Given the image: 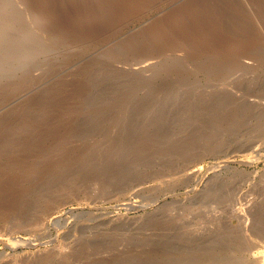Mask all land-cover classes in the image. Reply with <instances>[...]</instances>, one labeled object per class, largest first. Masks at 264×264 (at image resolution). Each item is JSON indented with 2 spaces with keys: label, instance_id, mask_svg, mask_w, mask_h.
<instances>
[{
  "label": "rangeland",
  "instance_id": "1",
  "mask_svg": "<svg viewBox=\"0 0 264 264\" xmlns=\"http://www.w3.org/2000/svg\"><path fill=\"white\" fill-rule=\"evenodd\" d=\"M263 244L264 0H0V264Z\"/></svg>",
  "mask_w": 264,
  "mask_h": 264
},
{
  "label": "bare ground",
  "instance_id": "2",
  "mask_svg": "<svg viewBox=\"0 0 264 264\" xmlns=\"http://www.w3.org/2000/svg\"><path fill=\"white\" fill-rule=\"evenodd\" d=\"M153 65H154V63H153V62H150V63H147V64H144V65H141V66L137 67L136 70H137V71H147V70L150 69ZM250 160H251V158H250ZM193 171H194V170H193ZM197 172H199V170H198V171H195L194 173H197ZM58 218H59V216L53 217L51 221H54V220L56 221ZM239 227H240V226H239ZM226 233H228V232H226ZM230 234H231V233H230ZM220 236H221V235H220ZM220 236H219V237H220ZM233 236H234V235H233ZM217 237H218V236H217ZM221 238H223V237H221ZM225 238H226V237H225ZM229 238H230V237H229ZM223 239H224V238H223ZM237 239H238V241H239L240 238L238 237ZM237 239H236V240H237ZM245 240H246V239H245ZM245 240H244V241H245ZM248 240L250 241V239H248ZM221 241H222V240H221ZM238 241H237V242H238ZM244 241H243V242H244ZM252 241H253V240H252ZM235 242H236V241H235ZM240 243H241V242H240ZM262 243H263V242H262ZM229 244H230V243H229ZM253 244H254V243H253ZM256 244H258V242H257ZM208 245H209V244H208ZM211 245H212V244H211ZM218 245H219V244H218ZM226 245H227V244H226ZM249 245H250V244H249ZM249 245H247V246H249ZM251 245H252V244H251ZM254 245H255V244H254ZM263 245H264V244H263ZM224 246H225V245H224ZM227 246H228V245H227ZM229 246H230V245H229ZM241 246H242V245H241ZM243 246H245V245H243ZM261 246H262V245H261ZM206 247H207V246H206ZM210 247H211V246H210ZM227 248H230V247H227ZM241 249H244V250H245L246 248L243 247V248H241ZM244 250H242V251L244 252ZM262 250H263V252H264V249H262ZM240 251H241V250H240ZM249 251H250V250H249ZM229 252H230V251H229ZM231 252H234V250H233V251L231 250ZM234 253H235V252H234ZM253 253H254V252H253ZM253 253H251V255H253ZM261 253H262V251H261ZM207 254H208V253H207ZM235 254H237V253H235ZM235 254H232V255H235ZM245 254H246V252H245ZM245 254H244V255H245ZM259 254H260V252H259ZM215 255H216V254H215ZM225 255H226V254H225ZM203 256H204V255H203ZM253 256H254V255H253ZM258 256H259V255H258ZM260 256H261V254H260ZM262 256H264V253H263ZM226 257H227V256H226ZM231 257H232V256H231ZM242 257H244V256H242ZM229 258H230V257H229ZM236 258H240V257H239V256H238V257H235V261L238 260V259H236ZM247 258H248V257H246V259H247ZM219 259H220V258H219ZM222 259H225V257L222 258ZM231 259H234V258H231ZM244 259H245V258H244ZM246 259H245V260H246ZM259 259H260V258H259ZM211 260H212V259H211ZM220 260H221V259H220ZM227 260H228V259H227ZM262 260H264V259H262ZM262 260L260 259L261 262H263ZM222 261H223V260H222ZM229 261H230V260H228V263H229ZM238 261H240L238 264H248L247 262H244L242 259H241V260H238ZM249 261L251 262V259H249ZM258 261H259V260H258ZM205 262L207 263L208 261H205ZM225 262H226V261H225ZM226 263H227V262H226ZM230 263H231V262H230ZM233 263H234V262H233ZM258 263H259V262H258ZM263 263H264V262H263ZM263 263H262V264H263ZM199 264H200V263H199Z\"/></svg>",
  "mask_w": 264,
  "mask_h": 264
}]
</instances>
